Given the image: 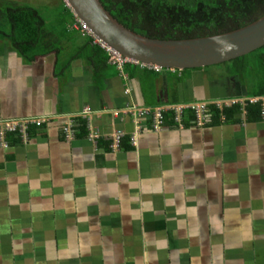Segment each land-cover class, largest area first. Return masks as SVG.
<instances>
[{
  "label": "crops",
  "instance_id": "1",
  "mask_svg": "<svg viewBox=\"0 0 264 264\" xmlns=\"http://www.w3.org/2000/svg\"><path fill=\"white\" fill-rule=\"evenodd\" d=\"M135 68L127 83L79 60L56 76L54 57L30 63L0 43V121L79 114L72 139L59 119L3 134L0 264H264V119L223 123L211 111L201 128L188 110L181 129L169 112L156 132L110 113L226 101L246 89L205 71ZM89 133L101 135L97 147Z\"/></svg>",
  "mask_w": 264,
  "mask_h": 264
},
{
  "label": "trees",
  "instance_id": "2",
  "mask_svg": "<svg viewBox=\"0 0 264 264\" xmlns=\"http://www.w3.org/2000/svg\"><path fill=\"white\" fill-rule=\"evenodd\" d=\"M99 2L121 26L143 37L162 41L219 36L241 30L264 17V0ZM75 24V17L62 1L53 16L44 19L39 11L30 6L0 0V43L8 45L25 61L32 63L40 58L52 56L58 70L56 76L67 73L72 62L76 60L90 66L96 77L102 73L101 77L109 68L116 69L108 64V56L95 45L91 37L73 28ZM220 67L222 73H210L211 69ZM138 70L133 65H127L123 69L130 79L140 74ZM193 71H205L209 81L236 79L239 85L246 89L247 97H264V48L223 65ZM188 72L190 73H182ZM118 73L120 75L119 71ZM151 74L154 77L159 76L155 72ZM247 104V120H262L261 106ZM211 108L214 113L213 120H219L217 114L221 112L220 109L215 105ZM241 108L240 104L224 107L223 113L228 121H237V116L242 114ZM173 126L178 127L175 123Z\"/></svg>",
  "mask_w": 264,
  "mask_h": 264
},
{
  "label": "water",
  "instance_id": "3",
  "mask_svg": "<svg viewBox=\"0 0 264 264\" xmlns=\"http://www.w3.org/2000/svg\"><path fill=\"white\" fill-rule=\"evenodd\" d=\"M64 1L78 21L102 45L124 59L164 71L183 72L216 67L264 48V17L241 30L219 36L162 41L143 37L121 26L105 11L99 0Z\"/></svg>",
  "mask_w": 264,
  "mask_h": 264
},
{
  "label": "built area",
  "instance_id": "4",
  "mask_svg": "<svg viewBox=\"0 0 264 264\" xmlns=\"http://www.w3.org/2000/svg\"><path fill=\"white\" fill-rule=\"evenodd\" d=\"M67 7V6H66ZM80 30L84 35H88L93 39V42L98 45L101 49L105 50L109 57L112 65H115L117 69L121 72L123 76V80L125 83L128 82V77L123 74L124 66L127 64H134L138 66L139 64L133 63L129 60H124L120 56L114 55L109 52L97 39H95L90 32L86 29L84 25H82L79 21H76L74 25V29ZM142 68L147 69L149 71H154L156 73H160L162 70L157 67L152 66H144L140 65ZM126 93H129L126 91ZM247 103L251 105L259 104L261 106L262 118L264 119V97H251L244 99H230L226 101H214V102H205V103H190V104H178V105H168V106H157V107H136V106H127L122 109H113L110 111L114 116H120L121 114L124 116H131L133 122L138 124L139 130L141 125L149 122L151 128L158 132L160 131L166 122V115L169 112H173L175 115V123L179 125L181 129L185 127V123L183 120V116L185 111L192 110L194 115V120L192 123L197 127H204L207 124L208 116L212 111L211 106L216 105L218 109H222L225 106H232L234 104H240L243 112V116L246 115V107ZM82 114H90L89 108H84ZM79 117L78 113H69V114H60L57 116H48V117H40L37 119H15V120H3L0 121V143L5 144L3 134L8 133H17L18 136H22L26 134L31 126H35L37 128L42 127L51 120L59 119L62 121L61 131L66 139H72L75 136V125L77 122L76 119ZM142 122V123H141ZM137 130V131H139ZM88 139L91 140L94 147L98 146V141L101 138V135H97L95 133H89ZM125 137L124 132H117L114 134L112 143L110 148L112 150H120L122 140ZM131 143L136 144L135 135L131 136Z\"/></svg>",
  "mask_w": 264,
  "mask_h": 264
},
{
  "label": "rangeland",
  "instance_id": "5",
  "mask_svg": "<svg viewBox=\"0 0 264 264\" xmlns=\"http://www.w3.org/2000/svg\"><path fill=\"white\" fill-rule=\"evenodd\" d=\"M7 1L20 4V5L30 6L36 9L37 11H39L44 19L50 18L51 15L53 16V13L56 10L57 6H59L60 1H62L63 4L67 6L64 0H7ZM76 29L77 27L75 28V30ZM76 31H79V30H76ZM221 70H222L221 67L219 69L218 68H215L214 70L211 69L210 73H218V72L222 73ZM233 80L236 84L237 90L243 89L239 86L236 79H233Z\"/></svg>",
  "mask_w": 264,
  "mask_h": 264
},
{
  "label": "clouds",
  "instance_id": "6",
  "mask_svg": "<svg viewBox=\"0 0 264 264\" xmlns=\"http://www.w3.org/2000/svg\"><path fill=\"white\" fill-rule=\"evenodd\" d=\"M68 8V7H67ZM69 9V8H68ZM70 10V9H69ZM72 13V12H71ZM73 14V13H72ZM74 16V15H73ZM75 17V16H74ZM75 21H78V19L75 17ZM96 45V44H95ZM98 46V45H97ZM103 50V49H102ZM105 53H106V55L108 56V64H110V65H112L111 64V62H110V57H109V55H108V53L105 51V50H103ZM121 57V56H120ZM122 58V57H121ZM122 59H124V58H122ZM124 60H127V59H124ZM131 62H133V61H131ZM133 63H135V62H133ZM136 64H138V63H136ZM128 65H133V66H135V67H138V68H141V69H143V70H146V71H149V70H147V69H144V68H142L141 66H140V64L138 65V66H136V65H134V64H128ZM112 66H114V67H116L115 65H112ZM125 66H127V64L125 65ZM124 66V67H125ZM116 69H117V67H116ZM118 70V69H117ZM162 71L160 72V73H162V72H164V70L163 69H161ZM119 71V70H118ZM120 72V71H119ZM152 72H154V71H152ZM156 73V72H155ZM160 73H158V74H160ZM123 74L125 75V76H127L125 73H124V71H123ZM120 76L123 78V76H122V74H121V72H120ZM128 77V76H127ZM128 80H129V78H128ZM126 91H128L129 93H126ZM125 91V94H127V95H129L130 94V91L129 90H126ZM244 98H249V97H247V95L246 96H244V97H239V98H232V99H244ZM228 100H230V99H228ZM215 101H220V100H215ZM223 101V100H222ZM171 105H173V104H171ZM234 105H236V104H234ZM127 106H136V107H150V106H137V105H135V104H128ZM162 106H164V105H162ZM214 106V105H213ZM216 106V105H215ZM233 106V105H232ZM155 107H157V106H155ZM212 107V106H211ZM225 107H229V106H225ZM123 108H125V107H123ZM224 108V107H223ZM223 108L222 109H220V113L219 114H217V117H219L220 119H219V122H228V120H227V117H226V115L223 113ZM90 109V108H89ZM212 109V108H211ZM247 111V110H246ZM60 115V114H59ZM242 116H243V112H242V114H241ZM241 115H239L238 117H240ZM247 116V113H246V115H244V118ZM146 123H148V122H146ZM166 123V122H165ZM174 123H175V121H174ZM185 123V122H184ZM176 124V123H175ZM193 124V123H192ZM177 126H178V128H180L179 127V125L178 124H176ZM194 125V124H193ZM165 126V125H164ZM194 126H196V125H194ZM206 126V125H205ZM204 126V127H205ZM164 128V127H163ZM184 128H186V123H185V127ZM183 128V129H184ZM202 128V127H201ZM74 131H75V129H74ZM76 135V134H75ZM130 138H131V136H130ZM121 148H122V144H121Z\"/></svg>",
  "mask_w": 264,
  "mask_h": 264
},
{
  "label": "bare ground",
  "instance_id": "7",
  "mask_svg": "<svg viewBox=\"0 0 264 264\" xmlns=\"http://www.w3.org/2000/svg\"><path fill=\"white\" fill-rule=\"evenodd\" d=\"M103 46H104L109 52H111L112 54L117 55V56H121L120 54L115 53L112 49L108 48L106 45L103 44ZM127 60H129V59H127ZM129 61H130V60H129Z\"/></svg>",
  "mask_w": 264,
  "mask_h": 264
}]
</instances>
